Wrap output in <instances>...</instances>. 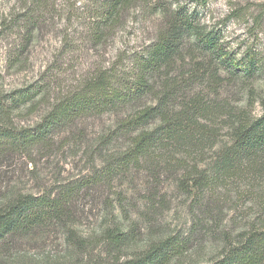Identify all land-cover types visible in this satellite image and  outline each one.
I'll return each instance as SVG.
<instances>
[{
  "label": "trees",
  "instance_id": "1",
  "mask_svg": "<svg viewBox=\"0 0 264 264\" xmlns=\"http://www.w3.org/2000/svg\"><path fill=\"white\" fill-rule=\"evenodd\" d=\"M8 3L0 36L17 39L18 53L13 52L8 64L13 66L58 8L56 0ZM139 3L145 20H156L149 39L92 72L70 92L50 101L45 83L0 90V169L11 166L15 158L35 163L33 154L41 159L68 144L84 147L92 168L43 191H1L0 253L11 250L19 239L43 235L53 225L78 250L102 243L104 251L117 255L116 264H168L183 255L189 240L169 235L118 262L137 235L134 222L124 227L112 218L109 197L102 203L110 224L98 237H82L74 229L83 198L99 189L110 191L116 180L120 187L113 194L120 212L137 210L126 198L141 174L143 187L148 188L144 206L154 208L160 201L159 185L172 178L179 189L193 195L196 208L208 201L206 213L216 225L219 219L212 206L219 189L231 185L228 182H243L237 200L247 199L257 212L250 220L243 215L241 223L232 220L235 237H227L220 256L208 264H264V96L253 93L252 82L259 77L260 60L251 52L238 56L226 49L220 32L200 16L207 0L194 7L179 3L173 7L166 0H89L88 38L102 45L123 26V14ZM229 86L237 90L223 95ZM256 101L259 114L252 112ZM41 104L45 106L37 120L16 122L22 107L33 113ZM230 207L236 213L231 218L237 217L240 208ZM217 210L221 213L222 207Z\"/></svg>",
  "mask_w": 264,
  "mask_h": 264
},
{
  "label": "rangeland",
  "instance_id": "2",
  "mask_svg": "<svg viewBox=\"0 0 264 264\" xmlns=\"http://www.w3.org/2000/svg\"><path fill=\"white\" fill-rule=\"evenodd\" d=\"M197 1L200 0H166L173 7L177 3L194 7ZM8 2L11 0H0V20ZM56 5L58 12L24 52L20 63L8 65L13 52L18 53L16 37L0 36V90L8 91L36 82L45 83L49 84L47 96L51 101L76 88L97 69L118 61L122 53L132 51L147 41L156 21L154 17L145 20L139 3L123 14V26L115 31L114 36L106 38L102 45H94L87 33L89 0H56ZM199 10L202 21L220 32V41L227 50L238 56L251 52L260 60L259 77L252 81L253 93L264 96V0H207L206 6ZM229 90L234 92L237 87L229 86L223 95H227ZM243 102L239 101L238 104ZM44 104L33 113L27 107H22L18 114L15 113L16 122L30 124L37 120ZM252 112L260 113L258 101L254 103ZM88 130L91 132L94 128ZM67 146L71 145L41 159L33 154L35 163L23 157L15 158L11 166L0 169V192L4 189L39 192L89 172L92 169L91 162L84 147L76 149ZM136 178V188L129 189L126 198V202L137 206V210L132 209L130 214L125 215L118 209L113 194L120 187L118 180L110 191L99 189L83 198L76 209L74 229L82 237H98L108 225L109 220H105L109 217L102 203L106 197L112 199L114 204V220L117 218L124 227L130 222L135 223L137 240L123 250L118 262L133 258L153 241L176 234L189 242L183 255L168 264H208L220 256L225 239L235 237L237 228L232 220L237 218L241 223L250 220L257 212V208L247 199L237 200L236 191L237 188L240 190L245 187L243 182H228L231 185L219 189V199L212 206L213 213L219 219L216 225L206 213L210 208L208 201L204 200L202 207L196 208L193 195L179 189L172 178H165L159 185L157 200L160 201H155V207L144 206L148 188L143 187L144 178L141 174ZM233 204L240 211L237 217L231 218L236 214L235 209H230ZM220 206L221 213L217 210ZM116 256L104 251L102 243L78 250L66 241L63 230L52 225L35 239L14 242L11 250L0 253V264H116Z\"/></svg>",
  "mask_w": 264,
  "mask_h": 264
}]
</instances>
